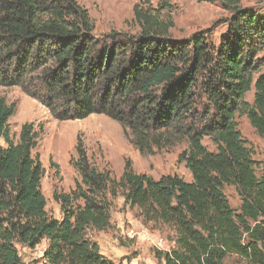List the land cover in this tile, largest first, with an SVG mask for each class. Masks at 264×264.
<instances>
[{"label":"trees","instance_id":"1","mask_svg":"<svg viewBox=\"0 0 264 264\" xmlns=\"http://www.w3.org/2000/svg\"><path fill=\"white\" fill-rule=\"evenodd\" d=\"M152 1L134 8L138 33L98 39L79 0H0V86L20 87L58 121L104 115L143 155L185 141L178 161L192 175L190 182L176 174L154 179L127 161L117 179L90 162L79 137L72 164L81 180L68 194L54 193L57 219L47 211L44 168L33 154L39 132L25 124L16 143L9 120L17 105L0 97V264H39L25 262L19 248L43 242V264H116L87 232L111 228L117 197L145 224L176 231V246L156 252L161 264H228L229 257L264 264V173L257 175L237 122L246 116L264 140V13L240 0H197L229 13L216 45L207 32L175 39L162 15L170 0L157 8ZM226 186L237 190L238 211Z\"/></svg>","mask_w":264,"mask_h":264},{"label":"rangeland","instance_id":"2","mask_svg":"<svg viewBox=\"0 0 264 264\" xmlns=\"http://www.w3.org/2000/svg\"><path fill=\"white\" fill-rule=\"evenodd\" d=\"M244 8L264 13V0H240ZM85 7L94 23V34L104 39L112 32L136 34L140 28L135 20L134 8L141 5L142 0H79ZM161 0H153V8H157ZM171 7L163 12L165 19L171 20L174 28L171 34L175 39H186L200 32H207L209 40L219 43L227 25L224 23L229 13L221 4L199 3L197 0H170ZM255 90L246 95L245 100L253 104ZM0 97L8 104H16L17 111L9 120V127L17 143L22 126L33 124L39 132L38 154L44 168L42 192L47 200V211L57 219L62 218L60 205L54 199V193L68 194L75 189L81 180L74 168L72 160L76 158L78 138L83 140L90 162L100 171L109 170L120 179L127 161L132 162L138 174H147L154 179L165 175H179L185 181H192V175L184 163H179V155L187 149V142L172 147L156 149L153 155H143L137 150L130 133L116 121L104 115H92L84 120L58 121L49 110L38 101L27 96L20 87L0 86ZM239 129L252 149L256 161L258 176L264 173V140L251 126L247 117L237 115ZM203 144L211 152L216 148L209 139ZM0 138V146H4ZM225 194L236 211L241 205L240 197L233 186L225 187ZM110 229L99 232L88 230V237L96 242L101 254L116 264H161L156 258V250L144 239V233L161 236L166 239L168 250L176 246V231L163 224H145L140 212L124 204L122 197L113 200L111 208ZM46 242L36 249L20 247V254L25 262L35 261L43 264ZM228 264H247L237 257H229Z\"/></svg>","mask_w":264,"mask_h":264},{"label":"built area","instance_id":"3","mask_svg":"<svg viewBox=\"0 0 264 264\" xmlns=\"http://www.w3.org/2000/svg\"><path fill=\"white\" fill-rule=\"evenodd\" d=\"M144 239L146 242H148L153 248H155L158 251H164V252L171 251V250H168L166 239L161 236L158 237L150 233H144Z\"/></svg>","mask_w":264,"mask_h":264}]
</instances>
